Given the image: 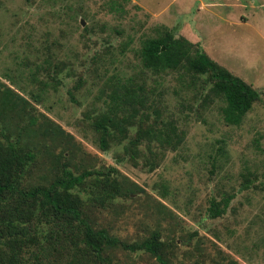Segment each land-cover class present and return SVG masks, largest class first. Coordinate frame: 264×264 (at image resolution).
<instances>
[{
  "label": "rangeland",
  "instance_id": "1",
  "mask_svg": "<svg viewBox=\"0 0 264 264\" xmlns=\"http://www.w3.org/2000/svg\"><path fill=\"white\" fill-rule=\"evenodd\" d=\"M114 1L119 10L111 0H0V82L26 97L40 121L71 134L78 170L113 166L138 186L95 210L96 223L113 235L133 243L157 233L170 264H264V0ZM162 27L261 93L239 125L223 121L200 81L193 87L187 74L142 67L141 40ZM44 59L64 66L57 84L38 73L49 83L42 92L28 77ZM113 74L144 88V127L155 117L161 128L173 123L183 141H151L150 154L144 138L130 160L124 144L136 123L121 143L100 149L90 123L106 109ZM227 194L233 198L225 213L210 217V199ZM115 253L118 264H159L144 251Z\"/></svg>",
  "mask_w": 264,
  "mask_h": 264
},
{
  "label": "trees",
  "instance_id": "2",
  "mask_svg": "<svg viewBox=\"0 0 264 264\" xmlns=\"http://www.w3.org/2000/svg\"><path fill=\"white\" fill-rule=\"evenodd\" d=\"M116 2L111 0V6L119 10ZM174 31L162 27L155 36L141 40L138 55L142 67L156 74L176 71L180 78L187 74V84L193 87L200 81L204 99L220 103L223 121L239 125L261 93L210 58L198 44L175 36ZM63 66L44 59L28 78L44 92L49 83L38 73L45 71L57 84ZM108 80L106 109L90 123L100 149L107 151L112 142L121 143L136 123L133 138L124 144V155L130 160L137 157L144 138L149 153L153 151L151 141L160 147H175L183 141L173 123L165 122L161 128L155 117L144 127L148 115L139 114L146 96L141 85L117 74ZM32 108L20 92L0 82V264H118L115 252L120 249L144 251L159 264H170L166 244L157 233L128 243L96 223L93 214L98 207L107 208L116 197L131 195L138 186L113 166L89 169L83 165L78 170L79 164L70 159L71 134L49 120L40 121ZM248 182L244 176L243 186ZM232 198V194L211 198L209 216H222Z\"/></svg>",
  "mask_w": 264,
  "mask_h": 264
}]
</instances>
